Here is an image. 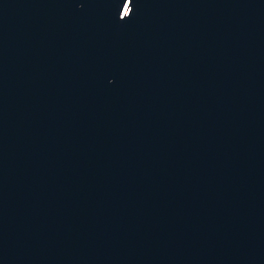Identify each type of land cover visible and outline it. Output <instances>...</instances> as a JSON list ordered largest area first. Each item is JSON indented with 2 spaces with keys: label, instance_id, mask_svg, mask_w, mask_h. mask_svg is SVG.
<instances>
[{
  "label": "water",
  "instance_id": "obj_1",
  "mask_svg": "<svg viewBox=\"0 0 264 264\" xmlns=\"http://www.w3.org/2000/svg\"><path fill=\"white\" fill-rule=\"evenodd\" d=\"M0 264H264V0H0Z\"/></svg>",
  "mask_w": 264,
  "mask_h": 264
}]
</instances>
